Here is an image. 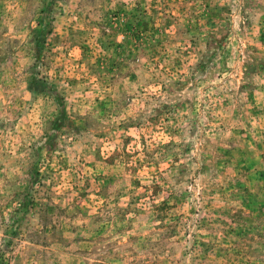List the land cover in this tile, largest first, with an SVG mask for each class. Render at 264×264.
I'll return each instance as SVG.
<instances>
[{
  "label": "rangeland",
  "instance_id": "1",
  "mask_svg": "<svg viewBox=\"0 0 264 264\" xmlns=\"http://www.w3.org/2000/svg\"><path fill=\"white\" fill-rule=\"evenodd\" d=\"M0 264H264V0H0Z\"/></svg>",
  "mask_w": 264,
  "mask_h": 264
}]
</instances>
